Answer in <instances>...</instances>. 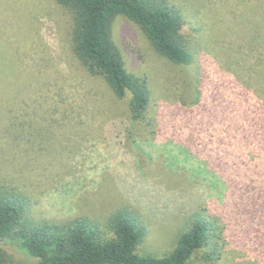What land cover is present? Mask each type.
Returning <instances> with one entry per match:
<instances>
[{
  "label": "rangeland",
  "instance_id": "374dc122",
  "mask_svg": "<svg viewBox=\"0 0 264 264\" xmlns=\"http://www.w3.org/2000/svg\"><path fill=\"white\" fill-rule=\"evenodd\" d=\"M169 1L184 16L191 64L161 55L125 16L113 23L126 68L149 86L144 118L132 121L128 99L118 100L104 80L73 64L64 73L65 95L48 92L56 114L49 121L34 117V128L47 125L51 132H35L32 156L0 139V184L28 195L40 221L85 216L102 226L114 212L130 210L143 231L139 255L171 254L202 217L214 226L210 242L187 264H264V0ZM59 6L0 0L1 69L10 71L15 62L25 71L20 115L42 102L28 88L36 50L23 38L25 27L44 40L29 13L51 12L59 38L68 20ZM18 76L14 71L13 93ZM18 119V127L29 128ZM250 185L257 187L259 209L246 213L254 199ZM0 248L5 264H37L15 243Z\"/></svg>",
  "mask_w": 264,
  "mask_h": 264
},
{
  "label": "trees",
  "instance_id": "16d2710c",
  "mask_svg": "<svg viewBox=\"0 0 264 264\" xmlns=\"http://www.w3.org/2000/svg\"><path fill=\"white\" fill-rule=\"evenodd\" d=\"M56 2L68 19L60 37H56L52 26V23L58 26V19L48 18L51 12L43 7H36L34 12L29 13L28 21L30 25L36 23V31H41L44 40L30 37V27H25L26 33L23 35V38L32 39V48L36 50L33 57L36 68L30 75L28 88L37 92V100L42 101L37 109L23 111L20 115L18 98L21 90H25L20 87L25 71H21L14 62L10 71L4 67L8 76L0 64V139L5 141L7 147L24 149L29 154L28 158L36 146L35 132L38 131L37 136L51 132L47 125L38 130L34 128V121L38 120L34 117L41 116V121H49V117L56 114L51 109L48 92L55 91L58 97L65 95L64 73L70 72L69 66L73 68V64L88 76L104 80L118 100L128 99L127 112L132 121L144 118L150 104L149 86L146 80L131 74L126 68L122 51L113 38V23L118 16H125L138 24L153 47L172 62L191 64L194 60L182 33L184 16L169 0ZM14 71L19 73L15 93L11 84ZM7 94H12L9 102L5 97ZM5 99L9 105L1 103ZM20 116L24 123L30 124L29 128L18 127ZM52 120L55 123L56 119ZM251 186L254 189L251 197L254 199L249 202L246 213L259 209L257 187ZM260 202L264 206V200ZM31 210L32 202L28 195L0 184V245L4 241L15 243L35 258L37 264H187L200 248L209 244V231L212 234L214 229L208 219L200 217L180 237L179 244L171 254L155 257L136 253L143 231L128 209L114 212L102 226L85 216L62 223L40 221L32 216ZM260 210L264 211V207ZM106 231L111 232L112 236L104 237ZM5 262L6 252L0 248V264Z\"/></svg>",
  "mask_w": 264,
  "mask_h": 264
}]
</instances>
